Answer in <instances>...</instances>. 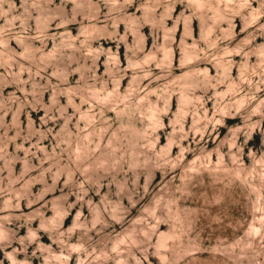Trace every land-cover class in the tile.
<instances>
[{
  "label": "rangeland",
  "instance_id": "1",
  "mask_svg": "<svg viewBox=\"0 0 264 264\" xmlns=\"http://www.w3.org/2000/svg\"><path fill=\"white\" fill-rule=\"evenodd\" d=\"M195 1L0 0V264H264V0ZM214 177L222 248L173 218Z\"/></svg>",
  "mask_w": 264,
  "mask_h": 264
},
{
  "label": "crops",
  "instance_id": "2",
  "mask_svg": "<svg viewBox=\"0 0 264 264\" xmlns=\"http://www.w3.org/2000/svg\"><path fill=\"white\" fill-rule=\"evenodd\" d=\"M220 181L202 178L201 182L188 185L179 201L187 231L201 244H227L239 237L248 224L249 201L241 186ZM205 260L193 258L194 264Z\"/></svg>",
  "mask_w": 264,
  "mask_h": 264
},
{
  "label": "bare ground",
  "instance_id": "3",
  "mask_svg": "<svg viewBox=\"0 0 264 264\" xmlns=\"http://www.w3.org/2000/svg\"><path fill=\"white\" fill-rule=\"evenodd\" d=\"M195 3H196V5L197 6H199V7H201V6H203V5H205V3L203 2V1H200V0H196L195 1ZM165 54H167V50L166 51H164V57H166L165 56ZM183 93V92H182ZM180 100V99H179ZM180 108H181V106H180ZM181 112V111H180ZM177 114H178V112H177ZM180 115V114H179ZM210 163V162H209ZM221 163V162H220ZM190 165H192L191 163H189ZM213 164V163H212ZM190 165H189V167H190ZM198 165V164H197ZM211 165V164H210ZM188 166V165H187ZM196 166V165H195ZM194 166V167H195ZM200 167H201V165H199ZM214 166V165H213ZM188 167V168H189ZM193 167V168H194ZM192 168V169H193ZM218 168V167H217ZM196 169V168H195ZM195 169H193V170H195ZM211 170H213V169H211ZM217 170H219V169H217ZM252 170V169H251ZM257 170V169H256ZM189 171H192V170H190L189 169ZM194 172V171H193ZM250 172V171H249ZM248 172V173H249ZM195 173H197V172H195ZM194 173V174H195ZM212 173H214L215 174V176H217V174H216V172H215V170H214V172H212ZM247 173V174H248ZM198 174V173H197ZM199 175V174H198ZM236 175V174H235ZM234 175V176H235ZM196 176V175H195ZM200 176V175H199ZM222 176V175H221ZM223 177V176H222ZM221 177V178H222ZM225 177V176H224ZM188 178H191V177H188ZM193 178V177H192ZM215 178V177H214ZM218 178H220V176H218ZM184 179V178H183ZM241 181V180H240ZM186 182H188V181H186ZM186 184V183H185ZM246 186H247V188H248V190L250 191V194H251V196H252V210H255L257 207H258V205H259V191H258V187H256L252 182H249L248 181V183H246L245 184ZM177 205H179V204H177ZM175 209V208H174ZM178 210V211H177ZM177 210H175V211H177V213H176V216H171V217H173L174 218V220H172V221H174V222H176L179 226H180V228H182V231H187V229H186V227H185V225H184V222H183V219H182V216H181V213H180V211H179V209H177ZM174 210H173V212H175ZM168 215H170V214H168ZM174 215H175V213H174ZM175 223V224H176ZM174 225V224H173ZM173 225H172V227H173ZM176 227H178V226H176ZM176 227H173L172 229H170L167 233H164V234H162V233H160L159 235H158V243H159V246H161V247H166L167 246V244H166V240L168 239V238H172L173 240L174 239H181V238H179L180 237V234H179V230L176 228ZM171 228V227H170ZM247 232H255L256 230H257V228L254 226V224L250 221V222H248V224H247ZM181 231V230H180ZM183 233V232H182ZM187 233V232H186ZM183 234H185V233H183ZM253 234V233H252ZM182 235V234H181ZM195 240V239H194ZM177 241V240H176ZM180 241V240H179ZM178 241V242H179ZM195 243V242H194ZM205 243V242H204ZM246 243V242H245ZM225 245V244H224ZM227 245V244H226ZM221 248H222V245H221ZM198 251H200V248H198L197 246H192V247H190L187 251H186V255L187 256H191V255H194L196 252H198ZM170 264H176V263H170Z\"/></svg>",
  "mask_w": 264,
  "mask_h": 264
}]
</instances>
